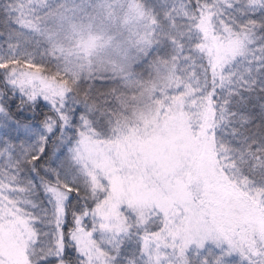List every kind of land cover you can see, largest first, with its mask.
Masks as SVG:
<instances>
[{
	"label": "snow or ice",
	"instance_id": "1",
	"mask_svg": "<svg viewBox=\"0 0 264 264\" xmlns=\"http://www.w3.org/2000/svg\"><path fill=\"white\" fill-rule=\"evenodd\" d=\"M0 264H264V0H0Z\"/></svg>",
	"mask_w": 264,
	"mask_h": 264
}]
</instances>
